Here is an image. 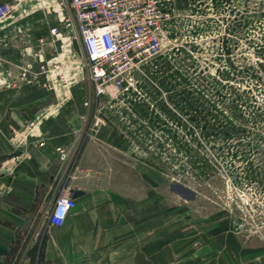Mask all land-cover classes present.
<instances>
[{"label": "rangeland", "instance_id": "obj_1", "mask_svg": "<svg viewBox=\"0 0 264 264\" xmlns=\"http://www.w3.org/2000/svg\"><path fill=\"white\" fill-rule=\"evenodd\" d=\"M56 1L64 22L69 0ZM162 8L170 20L161 52L132 72L127 90L110 87L97 103L104 122L89 131L93 106L80 141L106 129L139 161L137 171L118 168L138 193L143 246L123 264H264V0ZM23 250L4 264H20Z\"/></svg>", "mask_w": 264, "mask_h": 264}, {"label": "crops", "instance_id": "obj_2", "mask_svg": "<svg viewBox=\"0 0 264 264\" xmlns=\"http://www.w3.org/2000/svg\"><path fill=\"white\" fill-rule=\"evenodd\" d=\"M2 3L10 10L0 20V264L22 247L20 264H30L26 255L34 264H123L143 246L138 193L122 186L118 168L126 163L137 171L139 161L106 129L87 134L80 146L91 86L83 47L78 42L77 54L73 29L53 12L57 1ZM52 27H59L57 37H50ZM38 54L60 65L61 74L50 75L54 90L46 77L33 76ZM22 68L26 82L19 80ZM61 189L72 191L75 207L56 227L46 211Z\"/></svg>", "mask_w": 264, "mask_h": 264}, {"label": "built area", "instance_id": "obj_3", "mask_svg": "<svg viewBox=\"0 0 264 264\" xmlns=\"http://www.w3.org/2000/svg\"><path fill=\"white\" fill-rule=\"evenodd\" d=\"M63 5L64 0H59L58 6ZM9 10L7 4H0V20ZM169 20L162 0H69V13L63 25L73 29L85 52L91 97L84 105L89 107L92 103L94 106L89 131L104 122L97 103L109 93L110 87L119 93L127 90L131 86L132 72L161 52L163 31ZM59 34V27L49 29L50 37ZM35 57L38 65L33 76L46 77L49 89L54 90L50 75L55 70L61 74L60 65L50 66L39 54ZM28 77V70L20 69L19 80L26 82ZM34 126L31 121L29 127ZM74 207L72 191L61 189L46 211L48 223L62 226Z\"/></svg>", "mask_w": 264, "mask_h": 264}, {"label": "trees", "instance_id": "obj_4", "mask_svg": "<svg viewBox=\"0 0 264 264\" xmlns=\"http://www.w3.org/2000/svg\"><path fill=\"white\" fill-rule=\"evenodd\" d=\"M13 251V250H12ZM39 257H40V255L38 254V260H39Z\"/></svg>", "mask_w": 264, "mask_h": 264}, {"label": "bare ground", "instance_id": "obj_5", "mask_svg": "<svg viewBox=\"0 0 264 264\" xmlns=\"http://www.w3.org/2000/svg\"><path fill=\"white\" fill-rule=\"evenodd\" d=\"M162 2H163V0H162Z\"/></svg>", "mask_w": 264, "mask_h": 264}]
</instances>
